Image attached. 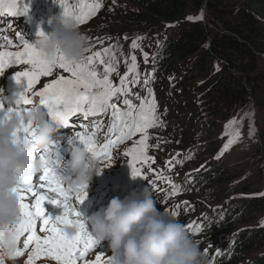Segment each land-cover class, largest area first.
Masks as SVG:
<instances>
[{"label": "trees", "instance_id": "1", "mask_svg": "<svg viewBox=\"0 0 264 264\" xmlns=\"http://www.w3.org/2000/svg\"><path fill=\"white\" fill-rule=\"evenodd\" d=\"M97 2L101 7L82 23H97L88 44L93 52L111 49L117 67L124 54H147L126 48L124 40L142 41L143 34L171 26L164 35L173 32L153 44L152 61L137 68L140 80L131 94H138L136 86L145 92L140 98L150 99L149 90L155 98L159 123L148 129L150 141L194 165L178 193L186 197L180 212L197 214L190 224L200 231L188 234L204 264H264V0H51L44 9L68 8L74 16ZM103 67L97 63L99 72ZM226 125L233 132L238 127L240 136L216 157ZM194 132L217 140L196 152Z\"/></svg>", "mask_w": 264, "mask_h": 264}, {"label": "snow or ice", "instance_id": "2", "mask_svg": "<svg viewBox=\"0 0 264 264\" xmlns=\"http://www.w3.org/2000/svg\"><path fill=\"white\" fill-rule=\"evenodd\" d=\"M100 7L99 2L81 6L79 13L75 15L76 22L84 23L90 16L95 15ZM0 10L11 16L19 14L16 0H0ZM27 11L28 9L25 8V14ZM63 12L65 15L73 16V12L68 8H65ZM188 19H202V14L195 18L188 17ZM20 39L22 41L21 51H0V74H3L11 64L31 66L28 71H17L13 76L17 83L21 80L26 82L24 91L19 94L16 101L17 106H28L33 103L31 97H38L40 103L47 109L49 117L59 123L61 127H68L70 118L77 117L78 114H83L87 119L89 116H98L111 110L109 132L114 138L106 136L105 142L98 144L95 138L96 132L92 128L98 130L99 125L93 124L86 126V131L76 133L77 141L93 156L106 160L111 159L112 149L115 146L123 144L126 140H131L139 133L140 138L133 142L132 147L126 150L125 155L131 158L132 177H140L141 171L135 165L137 163L144 164L152 159L147 155L148 129L158 125L159 117L155 98L150 90V99H141L139 94H136L137 99H140L138 107L128 98L131 95V86L139 83L140 80L136 56H131L127 72L120 77L117 86L110 79V75L116 71L115 56L111 54V49L106 48L103 52L94 51L79 63L72 64L65 62L62 56H58L53 61H47L39 55L32 44L27 43L23 37ZM136 46L137 42L134 40L132 47ZM145 60H147V54H145ZM97 63L104 66L102 72L97 70ZM57 68L62 69L68 75H60L51 79L50 82L43 85L42 89L35 90V85L40 81V78L53 76V70ZM129 73L133 74L131 78H129ZM144 83H150L147 76ZM29 93H31V97L28 95ZM120 97L124 98L123 108L115 102ZM7 110L11 111V107ZM4 112V105L0 104V113L4 115ZM245 117L253 120L254 113H245ZM229 123L235 125L236 121L233 120ZM253 127L254 125L250 123L249 136L253 134ZM227 129L226 125L225 134L229 138L223 145L222 151L236 143L240 136L238 127L234 129V134L228 133ZM29 135L31 132L28 126L17 131L18 138ZM40 159H44V156L41 155ZM178 162L183 163V161ZM34 177L23 179L14 189L20 209V219L16 225V231L18 232V242L21 244L22 241L23 243V248L18 247L17 249V257L23 256L24 250L31 246L26 264H35V261L42 257H48L56 264H80L81 261H85V264H105V254L95 250L96 242L82 222L76 221L79 228L73 237H66L62 232L61 226L72 223L71 217H78L80 213L71 204L72 196L65 190L57 170L54 167L45 168L38 176L39 183L35 182ZM160 179L163 180L164 177L160 176ZM86 196L87 193H84L75 197L78 204L82 203ZM29 198L31 199L29 200ZM45 200L62 207V213L55 218L45 216L42 207ZM175 214L174 212L173 215ZM261 223L264 224V221ZM188 227L194 228L197 232L200 231L195 223L189 224ZM38 232L43 235H39ZM92 250L96 251L95 260L86 261L87 254Z\"/></svg>", "mask_w": 264, "mask_h": 264}, {"label": "clouds", "instance_id": "3", "mask_svg": "<svg viewBox=\"0 0 264 264\" xmlns=\"http://www.w3.org/2000/svg\"><path fill=\"white\" fill-rule=\"evenodd\" d=\"M43 24H47L48 31L43 30ZM32 45L47 61L62 56L72 64L79 63L89 47L87 34L64 12L37 22ZM16 101L12 100L11 111L7 108L0 117V264H15L20 247L16 231L20 209L14 189L23 179L34 177L45 168H66L68 172L58 173L59 178L65 190L77 197L87 193L93 177L107 168L72 137L66 140L65 160L57 142L61 125L49 117L39 100L23 110ZM9 103L0 92V104ZM24 126H28L31 135L18 138L17 131ZM41 155L44 159H40ZM72 220L61 226L64 235L73 237L79 228L76 221L82 222L96 245L107 242L111 254L105 255V264H204L203 253L185 225L157 210L148 187L123 199L113 197L106 206Z\"/></svg>", "mask_w": 264, "mask_h": 264}, {"label": "rangeland", "instance_id": "4", "mask_svg": "<svg viewBox=\"0 0 264 264\" xmlns=\"http://www.w3.org/2000/svg\"><path fill=\"white\" fill-rule=\"evenodd\" d=\"M51 0H16L17 4L21 5L23 8H27L28 12L32 11H39L43 10L47 5L50 4ZM58 2L62 3L64 0H58ZM105 14H102V17H104ZM103 21V20H102ZM91 21L89 24H79L81 27V30L84 31L87 34L88 41L90 40L91 34L95 31L97 27V23H92ZM171 28L170 25H165L163 28L161 27L160 31L158 34L150 36L149 33L143 34V40H141V37L137 38L135 41L137 42V46L135 48L132 47V43H129V41L124 40V45L126 44L129 46L132 50H138L140 53H147L148 57L147 60L143 58V56L139 57L136 59V63L138 65V69L141 70V68L146 64L150 63L152 61L151 59V53L154 50L153 44L159 40V37L163 36L167 30ZM173 31H169L166 35L172 33ZM164 35V36H166ZM89 51H87L86 56L90 55L93 52V49L91 46L88 47ZM117 51H123V47L117 48ZM103 52V51H102ZM120 65L117 67L115 65L117 73H112L110 75V79L113 81L114 85H119V80L121 76H124L125 73L127 72V67L131 63V57H128V54H124L122 59L120 60ZM146 62V63H145ZM30 65H24V64H12L9 66V69L7 71L8 75L4 76V79L8 77L9 81H12L16 83V81L13 79V76L17 71H28L30 69ZM54 75L51 77H41L40 81L35 85L36 90H40L43 88V85L45 83H48L51 81V79L57 78L60 75H68L67 73H64L62 69H54ZM6 73V74H7ZM129 78L133 75L132 73H129ZM147 75V74H146ZM138 84V83H137ZM134 91H136L140 96H142L145 92L140 89V91L137 90V87L132 88ZM160 92V91H159ZM164 96V94H161ZM161 96V97H162ZM142 99V98H141ZM138 104H140V99H138ZM133 104H135L138 107V104L134 101ZM228 133H233L232 129H227ZM192 139L190 143L194 145L193 149L194 151L198 152L203 149V147L207 146L209 143L217 140L216 137H203V136H197V132L192 133ZM247 134H249V128L247 130ZM224 136L223 145L227 142L229 136L225 134V130L220 131L218 137ZM140 138V134H138L136 140ZM135 140V141H136ZM149 139L147 141L149 147L147 149V155L150 156L152 159L147 161L144 164L137 163L138 166L143 167L144 172H142V177L145 179L147 183L150 185H153L154 188L158 189H163L165 193L170 192L169 197H165L163 201V206L160 208V211L163 210L164 208H170V212L168 215L171 214L173 209H175V216H171L173 218L179 219L184 225L189 232V227L188 225L191 223L192 220L197 216V214H191L187 216L185 213L180 212L183 209L184 203L186 201V197L184 195L179 194L180 192L179 188L183 184V179L185 175L191 171L192 168H194V165L190 162L189 156L186 158H174L173 153L169 151V147L166 144L163 145H156ZM134 142V141H133ZM133 142H131L125 149L120 151V154L122 156H125V152L128 148L132 147ZM123 152V153H122ZM223 151H219L218 157L220 154L223 155ZM178 161H183V163H179ZM160 176H163L164 179L161 180ZM171 181V183H169ZM174 186V187H173ZM178 186V187H175ZM178 188V189H177ZM173 190H176L175 192ZM177 194V195H176ZM179 194V195H178ZM172 197V198H170ZM187 204H192L191 201H187ZM206 207L211 208V205H206ZM195 208H200L198 206H195ZM213 208V207H212ZM39 235H43L42 233H38ZM23 247V244L21 245ZM31 247L29 249L24 250V255L21 256L19 259H16L15 264H26V260L28 257V254L30 252ZM95 256H93L90 261H94ZM11 264V262H9ZM35 264H56L55 261L51 260L48 257H42L41 259L35 261Z\"/></svg>", "mask_w": 264, "mask_h": 264}, {"label": "bare ground", "instance_id": "5", "mask_svg": "<svg viewBox=\"0 0 264 264\" xmlns=\"http://www.w3.org/2000/svg\"><path fill=\"white\" fill-rule=\"evenodd\" d=\"M24 81V80H23Z\"/></svg>", "mask_w": 264, "mask_h": 264}]
</instances>
